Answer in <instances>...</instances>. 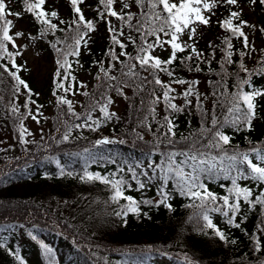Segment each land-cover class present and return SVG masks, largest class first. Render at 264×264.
I'll return each instance as SVG.
<instances>
[{"label":"trees","instance_id":"1","mask_svg":"<svg viewBox=\"0 0 264 264\" xmlns=\"http://www.w3.org/2000/svg\"><path fill=\"white\" fill-rule=\"evenodd\" d=\"M9 1L12 11L22 13V18L17 19L25 20L31 30L25 35L23 44L20 45L18 40L25 37L24 35L14 36L15 46L8 44L9 51L22 53L16 57V64L20 66L19 70L12 67V62L7 57L0 59V65H8V68L16 72L29 86L24 88L19 85L9 72L0 67V127L13 135V144L0 149V264H153L156 258L163 256L168 257L171 264H264V233L260 231L261 227H264L261 224V221H264V207L260 205L251 207L241 201V212L236 215L232 225L227 223V218L222 213L209 211V218L217 228L225 232L227 237L226 241L220 240L214 230H201L206 222L201 215L204 209L195 206L200 201L182 194L176 179H168L167 183L163 184L159 169L149 166L153 162L162 165L165 157L161 153L185 149L189 142L182 140V137L198 132L201 116L196 108L195 97L190 98L192 105L188 110L178 115L177 135L174 138L176 143L174 145L163 143L159 146V151L152 155L149 153L156 137L153 132L137 126L138 120L143 119L147 114L146 111H138L140 96H145V93L134 97L132 89H125L130 98L125 100L117 93L111 92L113 99L118 98L123 102V109L120 114H117L119 119L114 118L106 124L102 123L96 131L84 127L75 128L74 125L82 123L83 120L75 119L71 112H68L67 106L59 103L58 98L64 96L72 100L74 111L83 117L84 106L88 104L89 98L80 93L87 91L98 96L104 91L103 88H98L103 81L95 79L99 65L94 62L103 61L104 66L107 67L109 63V57L105 55L107 49L115 47L117 54L120 52L118 46L111 44L106 23L97 17L95 9L99 7L98 0H85V3L81 5L86 19L96 22L97 30L91 33V41L87 48L81 45L78 57L66 56L67 61L72 65L69 71L77 81H80L83 74L92 76L90 85L82 91L76 82L64 81L65 87H68L70 83L75 85L73 91L80 96L76 99H72L74 96L72 91L65 93L56 86L58 82H61L62 76L67 74L65 69L60 68L57 61L61 63L64 61L65 53L71 51L68 45L73 43L71 37L74 31L69 27L68 22L75 19V13L72 11L70 0H46L44 10L49 13L57 11L59 19L52 18L53 23H57L58 29L48 30L43 35L40 33L44 31V26L40 25L31 13L24 11L22 0ZM243 2L249 5L254 18L249 20L243 11L242 18L256 25L255 29L245 28L250 41L254 42L256 51L252 52L250 57L246 56L244 61L249 69L255 70L260 67L259 61L264 56V52L260 51L264 48V33L259 31L261 27H264V5L253 6L248 0ZM132 3L130 10L137 12L138 8L134 0ZM233 10H237V6L221 3L215 9L211 24L206 28L205 26L198 28L197 48L204 53L205 61L212 60L211 66L206 62L200 63L203 69L201 72H190L179 61L175 66L178 78L195 79L200 82L198 91L204 107L209 112L212 110L214 99L211 94L216 91L215 83L210 84L209 81L216 82L221 79L218 75L221 72L220 62L224 57L221 48L225 47L224 38L230 36L229 32L219 26L218 21L227 18ZM12 18L9 17V19ZM109 19L118 28L121 26L120 21L116 24L112 17ZM60 20L66 23L61 24ZM13 25L10 34L16 32L14 21ZM203 28L211 30L215 36L211 41L218 46L215 58H212V49L208 47L210 40L203 39L201 34ZM124 33L125 36L132 35L139 40L138 35L128 28H124ZM231 39L234 45L232 51L235 53L233 56L235 63L225 67L230 73H237L240 59L238 51L242 49V43L235 37ZM57 48L62 51L58 52ZM30 49L33 54L44 58L50 65L42 87H45L46 91L37 88L28 62L24 58L25 52ZM127 51L135 55V47L130 43ZM170 51L171 49L166 46L165 50L156 49L154 54L166 59ZM187 54L185 52L178 55L183 57ZM121 59L123 60L124 57ZM77 60L79 64L76 63ZM196 63L194 58L191 64L194 67ZM119 67L120 65L117 64V68ZM58 71L61 77L56 76ZM112 74L119 76L118 71ZM239 75L246 77L243 72H239ZM160 76L165 82L169 80V77L163 73H160ZM226 84L230 92L236 91L234 76L227 77ZM173 86L177 93L183 92L187 87L186 85ZM200 86L202 89H199ZM251 88L264 89V74L253 75L251 87L245 86L244 90L250 91ZM48 93H52L54 105L46 134L34 140H26L24 133L21 132V124L26 128L27 121L32 120L28 115L29 110L40 112L47 106ZM145 99H147L146 96ZM133 100L135 107H133ZM175 102L178 105L184 104L183 98L179 96ZM261 103H264V98ZM13 106L19 111L13 113ZM216 112L217 115L220 114L219 109H216ZM164 115V105L160 104L157 108L156 120L149 117L153 131L157 128L156 121L162 122ZM100 117L102 113L97 109L93 113V118L100 119ZM69 128L71 129L69 139L64 141L62 137ZM223 132L231 137V143L224 146L230 153L233 149L240 151H250L253 147L264 149V120L255 122L254 131L251 132L243 127L236 130L231 126H225ZM137 133L142 134L144 139L139 140ZM105 137L124 142L96 144V141ZM85 154L91 155L93 159L81 163L80 159ZM212 154L215 155L216 150H212ZM254 156L255 153H250V158ZM181 159L183 157H177V161ZM130 167L135 170L138 179L145 183L143 189L139 188L137 181L132 179ZM61 170L64 171V175H60ZM85 171L106 176L110 180L123 179L127 182L123 188L125 196H131L138 202L148 200L153 203H141L138 215L130 212L126 217L118 216L117 213L125 209L129 202L123 198L112 201L114 190L111 185H105L100 181L82 180L80 177ZM145 171L148 176L141 175ZM201 180L218 198L227 195L231 187V179L225 175L202 177ZM237 182L241 187L252 188L255 194H259L264 189V185L257 187L256 183L250 179H240ZM162 186L168 193L166 203L170 204L171 208L155 203L161 199ZM217 203L222 204V201L218 199ZM235 223H239L240 227H235ZM256 236L261 239L259 252L255 251L252 239Z\"/></svg>","mask_w":264,"mask_h":264},{"label":"snow or ice","instance_id":"2","mask_svg":"<svg viewBox=\"0 0 264 264\" xmlns=\"http://www.w3.org/2000/svg\"><path fill=\"white\" fill-rule=\"evenodd\" d=\"M22 2L24 11L31 13L34 19L44 26L41 35L48 30L55 31L58 29L57 23H53L52 20V18L59 19L58 12L51 11L49 13L44 10L43 6L46 4V0H35V2L33 0H22ZM248 2L253 6L257 4L264 5V0H248ZM84 3L85 0H70L72 11L75 13V19L68 22L69 27L74 31V35L71 37L73 43L68 45L71 51L65 53L64 61L62 63L57 61L60 68L65 69L67 74L62 76L61 82H58L56 86L65 93L72 91L73 95L77 94L76 91H73L75 85L70 83L68 87H65L64 81L76 82L80 89H86L88 85L82 81H77L76 77L71 74L69 69L72 68V65L67 61L66 56L74 55L78 57L81 45L83 44L87 48L92 39L91 33L97 30L96 22L86 19L84 15L81 8ZM221 3L228 6H237V10L230 11L227 18L218 21L219 26L229 32L230 36L224 38L223 44L225 47L221 48L224 53L223 60L220 62L221 72L218 73L221 79L216 82L209 81L210 84L215 83L216 85V91L211 94L214 99L212 110L209 112L204 107L201 94L198 91L200 82L195 79L178 78L175 66L179 61L190 72L203 71L200 67V63L203 62L211 66L212 60L205 61L204 53L197 48L198 28L211 24L215 9ZM134 4L138 8L137 12L130 10L133 6L132 0H98L99 7L95 9L97 17L106 23L111 44L118 46L120 52L117 54L115 47L107 49L105 52V55L109 57L107 67L104 66L103 61L94 62L99 65L95 79L103 81L102 84L98 85V88H103L104 91L98 96L87 91L80 93L89 98L88 104L84 106L85 113L83 117L74 111L72 100L61 96L58 101L61 105L67 106L68 112H71L75 119L83 120L82 123L75 124V128L84 127L96 131L102 123L111 121L114 118L119 119L117 113L110 110L115 103L110 95L111 92L117 93L125 100L130 99L125 89H132L134 97L145 93L147 99H145V96H140L138 111H146L147 114L143 119L138 120L137 126L153 132L156 137L149 153V155H152L154 152L159 151L161 144L174 145L176 143L174 138L177 135L176 128L178 125L176 121L178 115L188 110L192 105L190 98L194 96L196 108L201 116V125L198 132L182 137V140L189 142L186 144L185 149L161 153L165 157L162 165L153 162L149 166L159 169L163 184H166L168 179H176L177 186L182 194L198 199L200 203L195 206L204 209L201 215L206 222L201 230L212 229L220 240L226 241L225 232L217 228L212 222L208 215L209 211L222 213L227 218V223L232 225L236 215L241 212V201L251 207L256 205L264 207V189L259 194H255L252 188L241 187L237 182L240 179H250L256 183L257 187L264 185V149L258 147H253L250 151L233 149L230 153L224 146L231 143V137L223 132L225 126H231L236 130L243 127L251 132L254 131L255 122L264 120V103H261L262 98H264V89L251 88L250 91L244 90L245 86L251 87L254 74H264V56L259 61L260 67L255 70L249 69L244 61L246 56L250 57L252 52L256 51L254 42L250 41L245 28L255 29L256 25L242 18V8L239 0H134ZM9 17L22 18V13L12 11L6 0H0V59L7 57L11 60L12 67L19 70L20 66L16 64V57L22 55V53L9 51L8 44L11 43L15 46L14 36L20 37L24 33L16 31L14 34H10V29L14 25L13 20ZM109 17L120 21L121 26L118 28ZM59 23L64 24L66 22L60 20ZM124 28L134 31L139 40L132 35L125 36ZM60 30L64 31V29ZM259 31L264 33V27H261ZM185 36L187 39H185ZM231 37L241 40L242 43V49L238 51L240 59L237 73H230L225 67V65L235 63L233 60L235 53L232 51L234 45ZM58 43H61V41H58ZM63 43H67V41H63ZM129 43L135 47V55L127 51ZM166 46L171 49L166 59L154 54L156 49L165 50ZM208 47L212 49V58H215L216 47L218 46L210 41ZM57 51L61 52L62 49L57 48ZM260 51L264 52V48H261ZM185 52L188 53L186 56L180 57L178 55ZM121 57H124V59L122 60ZM194 58L197 63L193 67L191 62ZM76 63L79 64V60ZM117 64L120 65L119 68H117ZM0 67L9 72L19 85L24 88L29 87L16 72L8 68V65H0ZM114 71H118L119 76L112 74ZM239 72L245 73L246 77L240 76ZM160 73L169 77V80L167 82L162 80ZM56 76L61 77V73L58 71ZM229 76L235 77L234 87L236 91L234 92H230L226 84V78ZM149 85H152V87L149 88ZM173 85H186L187 87L184 88L183 92L177 93ZM29 92H31L30 88ZM178 96L183 98V105H178L175 102ZM29 100H31L30 96ZM31 102L35 103V101ZM160 104L164 105L165 115L162 122L156 121L157 128L153 131L149 117L156 120L157 108ZM25 107H27V104H25ZM133 107H135L134 100ZM97 109L102 113L103 120L93 118V113ZM216 109L220 110L219 115H217ZM12 111L16 113L19 109L13 106ZM28 115L33 120H37V117L30 110ZM37 123H39V120H37ZM21 132H27L22 124ZM70 132L71 129L69 128L63 135L62 139L64 141L69 139ZM136 135L139 140L144 139L142 134L137 133ZM23 142L27 143L28 141ZM115 142L123 143L124 141H114L105 137L96 141V144ZM212 150H216L215 155L212 154ZM250 153H255V156L250 158ZM177 157H183V159L177 161ZM185 169H189V171H185ZM129 171L132 173V179L137 181L139 188L143 189L145 183L138 179L135 170L130 167ZM64 174V171L61 170L60 175ZM67 175H72V173H67ZM141 175L148 176V173L145 171ZM217 175H225L231 179L228 194L219 198L209 191L201 180L202 177L211 178ZM80 178L89 182L100 181L105 185H111L114 190L111 199L114 202L118 201L119 198L127 200L129 202L127 207L118 212V216L126 217L130 212L138 215L141 203H153V201L148 200L138 202L131 196H125L123 188L127 182L123 179L110 180L106 176L87 171ZM128 186L130 187V185ZM160 196L161 199L155 203L171 208V205L166 203L168 193L164 191L163 186L160 189ZM218 199L222 201V204L217 203ZM261 224L264 225V221H261ZM235 227L239 228L240 224L235 223ZM260 231L264 233V227H261ZM252 239L255 244V251L259 252L261 250L260 237L256 236ZM231 242L235 243V241Z\"/></svg>","mask_w":264,"mask_h":264},{"label":"rangeland","instance_id":"3","mask_svg":"<svg viewBox=\"0 0 264 264\" xmlns=\"http://www.w3.org/2000/svg\"><path fill=\"white\" fill-rule=\"evenodd\" d=\"M244 0H239L240 6L242 8L243 13L248 17L249 20H253V14L252 11L249 9V5L246 4L245 2H243ZM6 2H8L9 4H11V2L9 0H6ZM13 21L15 22V27H16V31H22L24 33V36L28 33H30L31 27L29 26V24L23 20V21H19V19L13 17L12 18ZM114 23L119 24V21L116 20L115 18H113ZM208 26H205L204 28H206ZM202 29V35H203V39H205V41L210 40L212 41L215 36L213 35V32L209 29ZM25 37H21L18 42L19 44H23V41ZM185 38H187L185 36ZM257 44V43H256ZM259 46V45H258ZM24 58L27 60L28 62V67L31 69V74L33 75L32 78L34 79V81L37 83V88H42L43 87V83H44V79L45 77H47L48 75V67L50 66L44 58L33 54L32 50H28L25 52V56ZM92 76H90L89 74H83L80 77V81L86 83L88 86L90 85V81H91ZM45 88V87H44ZM44 88H42V91H46ZM199 89H202V86L199 87ZM84 89H81V91ZM46 93V92H45ZM47 98V106L43 107L40 112H37V110H32V114L35 115L37 117V120H39V123H37V121H34L33 119H29L27 121V132H24V137L27 140H34L39 138L40 136L46 134V131L49 127L50 124V117L52 115V111H53V105H54V99L52 96V93H48L46 95ZM76 98H80L79 93L77 95L72 96V99H76ZM115 103L111 106V111H115L117 114H120L122 109H123V102L122 100L115 98ZM46 101V99H45ZM101 120H103V117H100ZM108 123V122H106ZM105 123V124H106ZM29 133H31L29 135ZM13 135L7 131H4L1 127H0V149L1 148H5V147H9L13 144ZM114 144V143H113ZM92 156L91 155H83L80 159L81 163L85 162V161H90L92 160ZM171 260L166 257L163 256L161 258H156L153 264H171Z\"/></svg>","mask_w":264,"mask_h":264},{"label":"bare ground","instance_id":"4","mask_svg":"<svg viewBox=\"0 0 264 264\" xmlns=\"http://www.w3.org/2000/svg\"><path fill=\"white\" fill-rule=\"evenodd\" d=\"M102 145V144H101ZM95 147V146H94ZM98 147V146H97ZM63 148V147H62ZM94 149V148H93ZM99 149V148H98ZM92 152V151H91ZM97 156V155H96ZM93 158V157H92ZM96 158V157H95ZM95 160V159H94ZM24 164V163H23ZM32 166V165H31ZM25 167V166H24ZM32 168V167H31ZM30 169V168H29ZM15 170V169H14ZM18 170V169H17ZM58 170V169H57ZM15 172V171H14ZM58 172V171H57ZM8 173V172H7ZM17 173V172H16ZM15 174V173H14ZM36 174V173H35ZM6 175V174H5ZM21 175V174H20ZM31 175V174H30ZM12 177V176H11ZM18 177H19V175H18ZM30 177V176H29ZM17 178V177H16ZM27 178V177H26ZM47 178H48V176H47ZM13 179V178H12ZM16 180V179H15ZM24 180V179H23ZM25 182V181H24ZM23 182V183H24ZM24 185V184H23ZM87 196V195H86ZM89 198H90V196H88ZM29 198V197H28ZM27 198V199H28ZM31 198V197H30ZM10 199V198H9ZM15 199V198H14ZM23 199V198H22ZM35 199V198H34ZM33 199V200H34ZM39 199H41V198H39ZM66 200V199H65ZM4 201V200H3ZM28 201H30V199H28ZM41 201V200H40ZM5 202V201H4ZM23 202V201H22ZM24 202H25V199H24ZM26 202H27V200H26ZM37 202H39V201H37ZM62 202H64V201H62ZM31 203V202H30ZM47 203V202H46ZM6 204V203H5ZM10 204V203H9ZM37 204V203H36ZM49 204V203H48ZM58 204V203H57ZM33 205V204H32ZM38 205V204H37ZM50 205V204H49ZM10 206H11V204H10ZM15 206V205H14ZM53 207V206H52ZM58 207V206H57ZM22 211V210H21ZM55 212V211H54ZM10 213V212H9ZM43 213V212H42ZM22 216V215H21ZM46 218V217H45ZM3 220V219H2ZM9 220V219H8ZM19 220V219H18ZM17 222V221H16ZM31 222V221H30ZM41 222V221H40ZM15 223V222H14ZM25 223V222H24ZM23 224V223H22ZM28 224V223H27ZM4 225V224H3ZM17 225V224H16ZM19 225V224H18ZM26 226H29V225H26ZM25 226V227H26ZM23 232H24V230H23ZM52 233V232H51ZM31 234V233H30ZM2 235V234H1ZM36 236V235H35ZM2 237V236H1ZM30 238V237H29ZM28 238V239H29ZM37 238V237H36ZM27 239V238H26ZM29 244V243H28ZM25 245V244H24ZM22 246V245H21ZM23 248H24V246H22ZM29 247V246H28ZM39 247V246H38ZM20 249V248H19ZM53 250V249H52ZM23 252V251H22ZM14 253H16V252H14ZM56 253H57V251H56ZM56 255H58V254H56ZM21 255H19V257H20ZM23 256H24V254H23ZM38 256H39V254H38ZM59 256V255H58ZM62 256V255H61ZM66 256V255H65ZM57 257V256H56ZM54 258V257H53ZM60 258H62V257H60ZM65 258V257H64ZM21 259V258H20ZM23 259V258H22ZM43 259V258H42ZM48 259V258H47ZM49 259H50V257H49ZM67 259H68V257H67ZM25 260V259H24ZM40 260V259H39ZM44 260V259H43ZM28 261V260H27ZM54 261V260H53ZM61 261V260H60ZM48 262V261H47ZM44 263V262H43ZM49 263V262H48ZM51 263V262H50ZM34 264V263H33ZM39 264V263H38ZM52 264V263H51Z\"/></svg>","mask_w":264,"mask_h":264}]
</instances>
